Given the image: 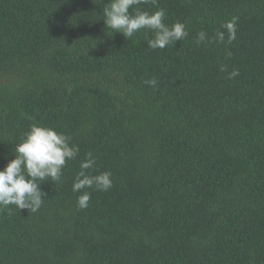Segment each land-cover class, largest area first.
I'll return each mask as SVG.
<instances>
[{
    "label": "trees",
    "instance_id": "1",
    "mask_svg": "<svg viewBox=\"0 0 264 264\" xmlns=\"http://www.w3.org/2000/svg\"><path fill=\"white\" fill-rule=\"evenodd\" d=\"M108 2L0 0V170L33 123L79 146L37 212L0 207V264H264V0H146L188 32L155 51ZM88 156L112 187L79 209Z\"/></svg>",
    "mask_w": 264,
    "mask_h": 264
},
{
    "label": "clouds",
    "instance_id": "2",
    "mask_svg": "<svg viewBox=\"0 0 264 264\" xmlns=\"http://www.w3.org/2000/svg\"><path fill=\"white\" fill-rule=\"evenodd\" d=\"M146 0H109L103 8V22L105 28L122 34L126 40L132 38L141 30L152 32L147 39L149 50H164L169 45L188 36L186 25L179 21L171 25L165 23L166 13L163 9L154 12L142 10L140 5ZM236 19L222 25L223 31H217L214 38L209 39L205 31L197 33L196 43H223L227 33L228 41L235 39ZM222 67L221 71H226ZM239 75L237 70L228 74L232 79ZM145 83L153 88L157 87L155 78ZM79 146L71 143V138L52 127L33 123L24 133L19 143L14 146L13 159L8 160L6 166L0 170V207L14 205L19 210L27 209L37 212L43 205L47 195L41 190V181L58 183L63 176L67 162L77 158ZM96 161L88 156L80 162V171L77 173L72 190L79 193L77 207L86 208L91 199L87 189L107 191L112 187L111 172L89 174L94 169Z\"/></svg>",
    "mask_w": 264,
    "mask_h": 264
}]
</instances>
